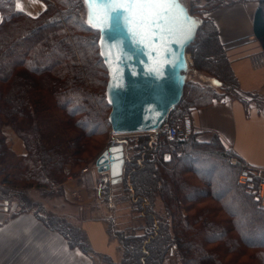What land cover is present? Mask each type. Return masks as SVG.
I'll return each mask as SVG.
<instances>
[{"label": "trees", "instance_id": "trees-1", "mask_svg": "<svg viewBox=\"0 0 264 264\" xmlns=\"http://www.w3.org/2000/svg\"><path fill=\"white\" fill-rule=\"evenodd\" d=\"M254 1L257 8L253 15V35L264 52V0ZM230 2L204 0L202 18L188 9L199 26L186 52L193 62V71L199 75L185 83L182 98L169 112L165 124L175 125L193 109L228 96L242 101L216 28L204 16L208 10ZM7 3L9 0H0V165L7 151L1 128L7 123L20 135L27 152L20 161L3 168L6 173L2 183L15 185L19 189L17 194H25L30 188L55 187L68 177H76L81 169L75 172L73 168L84 162L85 141L103 134L104 128L110 129L108 114L102 118L103 107L110 110L104 91L101 95L92 91L96 62L101 64L106 80L107 74L98 54L97 31L82 25L85 30L96 33L95 62L91 42L75 31L74 11L66 4L60 3L57 8L53 3L46 4L32 18L12 10ZM201 74L208 75L207 84L197 80ZM212 85L219 87L220 92ZM40 90L52 92L56 105L80 131L76 141H69L68 148L73 150L70 155L46 148L36 138V127H21L15 120L22 119L29 96ZM209 136V140H204L193 133L186 141L176 142L162 135L155 139L139 135L132 148L123 145L126 158L121 180L115 184L121 183L132 193L130 198L145 226L139 227L143 235L115 236L122 250L121 259L113 263L108 257H102L104 263L162 264L166 258L177 257L180 264H264V207L256 197L257 180L249 174L244 185L238 183L244 163L223 146L216 134ZM103 151L104 148L94 159ZM229 157L237 162L232 165L227 160ZM182 162L189 164L182 166ZM199 162L226 171L220 180L227 188L225 195L208 191L214 184L195 169L193 163ZM67 164L72 168L65 171ZM115 184L102 182L100 190ZM156 199L163 204L160 212L153 209ZM208 201L212 205H204ZM23 209L16 213L31 212L47 228L59 232L70 247L79 248L87 256L93 254L79 226L64 224L63 228L56 222L46 221L38 210ZM239 236H245L249 243H239Z\"/></svg>", "mask_w": 264, "mask_h": 264}, {"label": "crops", "instance_id": "crops-1", "mask_svg": "<svg viewBox=\"0 0 264 264\" xmlns=\"http://www.w3.org/2000/svg\"><path fill=\"white\" fill-rule=\"evenodd\" d=\"M230 1L208 10L204 16L216 28L242 101L228 96L193 109L186 117L197 136L216 134L244 165L264 169V62L260 57L264 52L253 35L257 2ZM12 6L31 17L45 7L41 0H12ZM8 134L5 132L9 148L12 133ZM18 140L15 147H10L24 155V146ZM106 178L108 173L89 169L68 177L61 188L66 200L81 210H90L95 196H99L100 180L105 182ZM77 224L86 236L91 256L70 247L59 232L47 228L31 212L8 215L0 210V264H106L102 257L113 263L119 261V246L116 240H110L103 219L87 217Z\"/></svg>", "mask_w": 264, "mask_h": 264}, {"label": "rangeland", "instance_id": "rangeland-1", "mask_svg": "<svg viewBox=\"0 0 264 264\" xmlns=\"http://www.w3.org/2000/svg\"><path fill=\"white\" fill-rule=\"evenodd\" d=\"M41 1L43 2L45 7L46 4L53 3L52 5L55 8H57L58 4L60 6V3H62V4H66L69 10L73 9L74 11L73 14L75 17V19L73 20L77 21L76 23L77 27L75 31L79 36L91 42V47H92L91 50H93L92 55L95 57V62H96L97 59L96 40H95L96 33L87 31L85 30V28L82 27V25L84 24L89 26L85 22V8L82 0H41ZM181 2L187 8V10L189 9L194 15L198 16V18H202L203 15L202 11L204 7H206L204 0H181ZM9 4L7 3L8 7L14 10L12 6V0H9ZM0 21H1V14H0ZM186 53L188 57L189 70L187 72L185 83H187L188 81H192L193 79H195V77H197V75H199L193 71L194 70L193 62L190 58L189 53L188 52ZM96 68H97V72L95 73V80L92 85L93 88L92 91H94L95 93H99L101 95L102 92L104 91V85L107 80L101 64L96 62ZM200 78L202 79V81H200L201 79H197V80L204 84L208 83L209 80L208 75L201 74ZM211 87H213L215 91L220 92L219 87L213 85ZM27 102H28L27 107L24 110L22 119L15 118L18 124L21 127L29 126V125H31L32 127H36L37 128V132L35 134L36 138L46 148H54L55 151H57L60 154L70 155L73 152V150H70V148H68L69 141L71 140L76 141L80 131L79 129L75 128L72 125L71 119L70 117L67 116L66 112L56 105L55 101L52 98V92L50 90H40L35 95L32 94L31 96H29ZM108 112L109 109L107 107H103L102 118H104V115H107ZM182 121L183 119L177 124L172 126H180L182 124ZM89 127H91L90 124ZM1 131L4 135L5 132L9 134L12 133L10 134L11 136L9 137V141H8L9 148L7 147V151L3 155L4 163L0 165V210L1 211H5L8 215H13L16 212L20 211L21 209L24 210L23 208H27L32 211L38 210L39 213L42 216H44L46 221L56 222L55 224L57 226L63 228H64V224L65 225L70 224L77 227L79 226L77 222L87 217L100 218L103 219V221H105L106 227H109V238L111 241L116 239L115 236H119V235L121 236V234L124 236L142 234V231L139 230V227L145 226L144 221L141 218L140 214L137 212V210L134 208L135 204L130 198L132 196V193L126 191V187L122 186L121 183L112 186L107 185L106 187H101L99 196L94 195L95 202L91 206L90 210L89 209L81 210L79 209L78 206H76V204H72L68 200H66L63 194V190L61 188L64 182L55 187L46 186L44 188H39V189L30 188L25 192V194H17L19 193V189H16L15 185H13V187H10L8 185L3 184L2 182L4 181L5 173H6V170H3V168H5L11 163H16L20 161V158L22 157V155L16 154V151L11 149V147L16 146L15 144L17 142L16 139L17 140L19 139L18 141H20L24 146L25 153L27 151L25 148V144L21 139L20 135H18L15 132V130L12 128L10 124L7 123L3 124ZM154 132L155 131L112 135L110 133V129L108 130L107 128H104L103 134L92 136L85 141L87 143V148L85 154L82 155V157L84 158V162L75 166L73 169L76 172L80 169L82 170L83 168L88 167V170L94 169L96 171V167L94 165L95 163L94 158L101 149L104 148L105 150L109 145H111L112 142H114L115 144H122L124 146L128 145L129 146L128 148H132V146L136 141L135 139L139 135H149L153 139L161 135L164 136L162 132L157 134H155ZM201 137L198 136V138L200 139L209 140L210 136L202 137V138ZM231 158L235 159L234 157H229L227 159L229 163ZM200 162L193 163L195 169L199 172V174H201V176L207 182H211L214 184V186L211 189L208 188V191L214 194H219L220 196L225 195V192H227L225 190L227 188L223 184H221L220 180H222L223 176L226 174V171L223 170V168L222 169L211 168L204 162H202L201 164ZM236 162L237 161L235 160V163ZM187 164L189 163L182 162V166H185ZM243 167L244 166H242L240 170L244 169ZM71 168L72 167L69 164L65 165V171H67V169L71 170ZM103 173H107V172H103ZM105 182H109L108 178H106ZM100 183H102L101 180ZM240 184L244 185L245 183L244 184L240 183ZM157 190L158 189L152 191L153 193L151 194L150 198L153 196V194H156ZM210 204L212 205V202L210 201L204 203V205H210ZM214 204L219 206L217 202H215ZM153 209L155 212H160L161 210H163V204L161 201H159V199H156L155 206ZM230 210L232 211V208H230ZM259 240L262 241L261 239ZM239 243L247 244L249 243V241L245 236L244 237L239 236ZM119 251H120L119 257H120L122 255V250L119 248ZM245 259L246 258L244 257L243 260ZM101 261L103 262L102 258ZM162 264H180V263L177 257H170V258H166Z\"/></svg>", "mask_w": 264, "mask_h": 264}, {"label": "water", "instance_id": "water-1", "mask_svg": "<svg viewBox=\"0 0 264 264\" xmlns=\"http://www.w3.org/2000/svg\"><path fill=\"white\" fill-rule=\"evenodd\" d=\"M82 2L85 22L98 32V54L107 74L104 95L110 108L107 115L110 133L157 131L182 98L189 70L186 49L195 39L199 21L178 0L187 16L198 23L190 39L180 46L173 44L172 54L158 62L143 45L134 41L122 22V12L113 14L107 25L94 26L89 23V5L86 0ZM124 160L123 145L112 142L94 165L98 173L107 172L109 182L115 184L121 180Z\"/></svg>", "mask_w": 264, "mask_h": 264}, {"label": "snow or ice", "instance_id": "snow-or-ice-1", "mask_svg": "<svg viewBox=\"0 0 264 264\" xmlns=\"http://www.w3.org/2000/svg\"><path fill=\"white\" fill-rule=\"evenodd\" d=\"M86 3L89 23L94 26L107 25L113 14L122 12V22L134 41L158 62L172 54L173 44L180 46L190 39L198 23L187 16L178 0H86Z\"/></svg>", "mask_w": 264, "mask_h": 264}, {"label": "built area", "instance_id": "built-area-1", "mask_svg": "<svg viewBox=\"0 0 264 264\" xmlns=\"http://www.w3.org/2000/svg\"><path fill=\"white\" fill-rule=\"evenodd\" d=\"M260 57L264 62V54H262ZM160 132L164 134L167 140L176 142H184L193 134L192 127L187 117H184L180 126H169L168 124H164L160 130L158 129L154 133L157 134ZM235 160L236 159L231 158L230 163L234 164ZM243 168L244 169H242L240 174L238 175L237 181L244 184L248 180L247 177L249 176V174H252V176L257 180V199L260 202V205L264 207V169L251 168L246 165H244ZM87 171L88 167H85L81 170L82 173Z\"/></svg>", "mask_w": 264, "mask_h": 264}]
</instances>
